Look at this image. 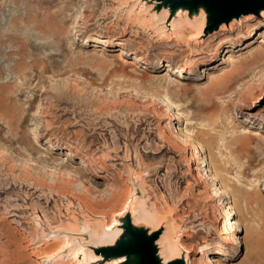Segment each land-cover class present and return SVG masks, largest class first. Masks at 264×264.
I'll return each instance as SVG.
<instances>
[{
	"label": "rangeland",
	"instance_id": "1",
	"mask_svg": "<svg viewBox=\"0 0 264 264\" xmlns=\"http://www.w3.org/2000/svg\"><path fill=\"white\" fill-rule=\"evenodd\" d=\"M141 1L0 0V264H78L71 247L53 263L63 236L85 245L91 230L101 234L130 197L143 215L189 234L188 247L210 243L218 250L233 243L219 240L225 205L244 194L257 199L235 200L234 218L244 220L232 234L246 243L216 264H264V90L251 103L264 87V45L257 39L264 25L251 46L223 48L212 68L200 65L198 54L215 49L213 38L196 45L191 37L189 45L167 50L158 31L128 16ZM7 38H18L23 48ZM107 40L112 46L104 53L94 50ZM117 55L141 61L126 73ZM186 66L192 68L179 84L174 73ZM233 68L239 73L226 77ZM172 112L179 119L170 124ZM244 131L253 139L241 145L235 141ZM33 134L44 151L34 147ZM185 137L204 148L206 160L222 159L224 185L238 187V195L229 189V200L219 202L213 196L219 179L207 181L209 168L196 184ZM105 171L108 178H98Z\"/></svg>",
	"mask_w": 264,
	"mask_h": 264
},
{
	"label": "bare ground",
	"instance_id": "2",
	"mask_svg": "<svg viewBox=\"0 0 264 264\" xmlns=\"http://www.w3.org/2000/svg\"><path fill=\"white\" fill-rule=\"evenodd\" d=\"M173 4H174V1H169V0H142L141 2L137 3L138 7H136V8H138V11H136V8H135L136 5H134L127 12H128V16L134 20V23H138L139 25L145 24V25H148L153 30L158 31L160 36L162 38H164V41L167 42V48L166 49L169 51H173V47L175 44H177V45L180 44L179 47L181 45H183V46L189 45V38H191V37L194 38V42L196 43V45H200L201 43H203L204 38H206V39L209 37L213 38V40L216 43L215 49H213L212 51H208V52H204V51L200 52L198 55L200 56V59L203 60V63L200 64L199 63L200 61H199V62H197L198 65L200 64L203 66H211L212 68H215V67H213V64L217 60L216 58L218 57V55H220V53L224 52V50H222L223 48L227 49V48H230L231 46L233 48V46L235 44H238L240 41H244L247 43L249 42L248 47L251 46L253 43L252 41H254V37L256 36L257 28H260L261 25H264V10H263L260 12L259 16H255V15L243 16L240 19H233L229 24H221L218 28L214 29L213 31H207V28L209 26V18L211 16V14L206 10L205 7L199 6L196 9H192L188 6H182V7H177L174 10H171L172 9L171 7L173 6ZM230 35H232L231 39H224L226 36H230ZM7 39L10 43L16 45V48H19V49L23 48V43L18 38H7ZM257 39H261L259 44L264 45V31L258 32ZM250 42H252V43H250ZM125 43H126L125 38L120 41V45L123 46V47H120L121 52H123V50L126 46ZM99 44H101L100 46H103L104 48H96L95 49V47H94V50H96L98 52H102V53L105 52L104 50L106 48H110L112 46V43L108 40L103 41V42H99ZM165 52L166 51H161L159 53V56H161L162 54H165ZM229 54L230 53H227L224 55V60H223L222 64L226 63L227 60H229L230 56L228 57V59H225L226 55H229ZM172 55H173V52H172ZM117 59L122 63V65H121L122 70H123V72H126V73H129L128 71H131V70L138 68V64L141 61L139 57H135L134 59L130 60V59H125L121 55H117ZM197 63L195 62V64H197ZM191 68L192 67H190V66L189 67L186 66V68L181 67V68L176 69V71L174 73V74H177L175 76L177 78L176 82H178L179 84L182 83L180 81V78L182 79L185 77V75L189 74V73H187V70H191ZM239 71H240L239 68H233L231 73L227 74L226 77H232L234 75V73L235 74L239 73ZM120 72L123 73L121 70H120ZM252 75H254V73ZM252 75H250V77H253ZM172 80H174V79H172ZM243 86L244 85H242V87ZM228 90H229V92L234 91V89L232 87H229ZM263 90H264V87H263L262 92H260V95L258 97L251 95V96H253L252 97L253 101H251L252 104H256L260 101L261 93H263ZM235 92H233V93H235ZM244 95L246 97L247 93L246 94L243 93V96ZM241 101H242V99H241ZM241 101H240V103H241ZM242 106H243V104H242ZM211 110H213L212 115L217 114L216 108L212 107ZM225 117H223V118H225ZM220 118H221V116H220ZM226 118H228V117H226ZM178 119H179L178 114H175L172 112L170 114L168 120L171 124L172 121H175ZM13 121L9 120V118H8L7 122L9 123L10 127H13V125H14ZM244 132L243 133L245 136H243V133L241 132L242 136L239 135L241 137L238 138L235 142L241 143V145H242V144H245V142H247V141L250 142L253 139L252 138L253 135L251 136L250 131L249 132L244 131ZM173 133L176 134L177 132L176 133L173 132ZM174 137H178V136L174 135ZM31 139L34 142L33 145L36 149H39V150L41 149L44 151V148H42V146L38 143L37 137L35 135ZM172 139H173V136H172ZM186 139L188 140V138H186ZM190 140L191 139L189 138V140H188L189 142H188L187 146H188V149L190 150V152L188 154L187 160H188V166H189L188 169L190 170V172H193L192 173L193 174L192 175L193 180L196 182L197 185L203 184L204 179H205L204 178V176H205L204 170L206 168H209L208 171L205 170V172H207V173L209 172L207 181H211L213 183L217 179H219V181L217 180V182L220 184V187H216L214 189L213 196L215 198H217L219 202L221 199L227 200L229 198L227 193H228V190L230 188L228 189L227 185L226 186L224 185L225 183L226 184L229 183V181H227L228 179L226 180V177L224 176V173H227L226 172L227 169H225L226 167H224L222 165V163H221L222 159L220 161V159H218L217 155L210 154V157H209L210 159L206 160L205 159L206 152H205L204 148L201 147V148H199V150H196V147H195L193 141L192 140L190 141ZM206 147H207V145H206ZM70 152L71 151L67 152V156H71ZM234 153L236 155L237 154L239 155L240 153H242V151L237 149L234 151ZM234 153L231 155H235ZM236 155H235V157H236ZM39 161L41 163L45 164L44 167H46L51 173H58L59 169H55L54 166H53L54 168L48 166L49 162L44 160L43 157ZM199 162L202 164V167L197 166V165H199ZM85 167L87 168L89 173L92 174V172H91L92 170H90L91 167L88 165H85ZM106 171L103 173L102 176L98 177L96 175L95 177L106 180L108 178ZM72 172H78V170H75V171L72 170ZM70 174H72V173L70 172ZM217 186H219V185H217ZM230 190H232L231 191L232 194H237L239 191L238 187H236V186L232 187V189H230ZM100 194H102V192ZM198 194L200 195V194H202V192L201 193L198 192ZM248 196H246L244 194V195H241L240 197L236 196V199H241V201H244V200L247 201L248 198H250V200H254V201H255V199H257V197L254 198L255 196L253 194H249ZM234 199H235V197H234ZM137 200H138L137 198H133V197H130V199L126 198V202L123 204L121 210L119 208L118 209L119 211L116 214V216L112 220L109 219V223H108L106 229H104L101 234H98L96 232L95 229H97V228H95L94 230H91L90 240L85 245H81L78 242H76L72 245L70 242L71 237L68 235H64L63 236V240H64L63 245L60 244V246L62 245L61 247L58 245L60 249L58 250L56 255L52 258L53 263H60V261L62 259L61 257H62L63 252H65L67 250V248L69 249L71 247L70 248V255L75 259V261L78 264H139L140 257L138 255L122 256L119 258L107 259L105 257V255H99L96 253V251H99L101 248H107V247L115 246V244L121 238L125 242H129L131 240V237L126 233V231L124 229V224H122L120 221L122 218H126L127 216H130V218L132 220V227L134 228L133 230H137L136 227L138 225H141V224L149 226L150 229L147 233L148 237L152 236L153 234L162 232L161 235L158 237V239L154 243V246L156 249V259L158 260V262L160 264H172V263H176V262H181L182 264H216L218 262L216 257H228V258H230L231 256L228 253H232V254L236 253V251H237L236 247H238L241 244L246 243L245 237L244 238L233 237L234 234H232L233 232L238 230L237 228L240 226V224H242L241 221L244 220V219L242 220V218H244L242 216L239 217V218H241V221H238L237 219L234 218L236 215V205H235L236 201L235 200L233 202L232 201L227 202L225 205L226 206L225 208H227V209H225L226 215L224 216L225 217V223H224V227H223L222 232H221L222 237H220V239H219L221 242L224 243L227 240V238H228V240H229V238H233V239H230L231 240L230 242L233 241V243H230L228 245V247L226 245H222L221 249H218V250H214L213 244H210V243L204 244L201 246H197V247H195V249H192L193 247H191V248L188 247V245H186V243L183 242V239L188 238L189 234H185L184 231H181L180 234H177V232H175L174 224L172 222H170V224H168V225H161L162 221H159V222L156 221L155 222V220H153L151 217H147V216L143 215L142 213H140L139 208L137 207V204L139 205ZM258 201L259 200H257V202ZM250 203H251V201H250ZM208 209H209V207H208ZM100 214H102V213H100ZM208 217H209V214H208ZM175 228H179V227H175ZM61 243H62V241H61ZM57 244L58 243L54 244L55 247ZM55 247H52L50 249L53 250V248L55 249ZM63 248H65L64 251L62 253H60L61 250H63ZM51 250H50V253H48L47 251L46 252H40L38 256H49V254H51ZM184 250H185V252L188 253L190 263L186 259L187 255L184 252ZM210 254L213 256V258L209 257Z\"/></svg>",
	"mask_w": 264,
	"mask_h": 264
},
{
	"label": "water",
	"instance_id": "3",
	"mask_svg": "<svg viewBox=\"0 0 264 264\" xmlns=\"http://www.w3.org/2000/svg\"><path fill=\"white\" fill-rule=\"evenodd\" d=\"M174 1L171 10L177 7L188 6L196 9L203 6L211 14L207 31H213L221 24H229L233 19H240L243 16H259L264 10V0H169ZM124 229L131 237L129 242L122 238L113 247L101 248L96 251L99 255H105L107 259L119 258L122 256L138 255L139 264H160L156 259L155 241L162 232L147 236L148 231L133 230L130 216L125 218ZM172 264H182L176 262Z\"/></svg>",
	"mask_w": 264,
	"mask_h": 264
}]
</instances>
